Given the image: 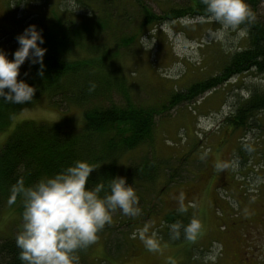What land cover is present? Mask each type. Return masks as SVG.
I'll return each mask as SVG.
<instances>
[{
  "label": "rangeland",
  "instance_id": "rangeland-1",
  "mask_svg": "<svg viewBox=\"0 0 264 264\" xmlns=\"http://www.w3.org/2000/svg\"><path fill=\"white\" fill-rule=\"evenodd\" d=\"M9 1L0 0V48L10 59L19 46L17 34L32 24V19L28 22L25 19L35 14L51 18L61 10L69 17L68 10L82 8L75 0H44L45 3L25 0L23 7L18 5L21 9L15 8L18 17L23 15L20 20L8 7ZM146 1L158 14L172 5L164 0ZM171 1L176 7L185 0ZM118 2L129 7H119L113 16L128 20L130 26L137 28L141 22L137 3L133 0ZM13 3H17L16 0ZM254 16L264 22V0H259ZM117 19L107 20L105 41L110 42V47V36L122 26ZM153 27L136 39V51L119 49V62L113 61V66L118 68L119 65L121 69L132 100L144 106L168 99L175 89H188L196 82L215 76L229 55L248 42L246 36L237 37L236 31H230L225 41H218L210 32L220 26L199 18L169 21L161 27ZM133 34L138 36L140 32ZM143 36L154 42L150 49L142 47ZM113 44L115 47L117 42ZM79 54L76 52L77 57ZM253 86L264 90V75L250 72L237 76L155 118L152 141L125 156L130 158V164L138 163L144 156L165 164L164 168L159 167L155 182L133 187L150 210L151 222L146 218L143 222H148L147 225L141 223L126 229L120 227L122 222L118 225L117 218H112L116 226L97 239L86 262L79 264H264V111L254 114L250 124L244 127H235L228 119L241 104L239 97L246 100ZM81 114L82 110L73 105H65L58 111L47 107L45 101L26 108L13 119L6 132L0 133V147L21 121H64L69 126L80 127ZM218 162H227L229 167L218 171ZM181 192L185 194L187 207L183 216L198 218L202 224L195 240L167 244L156 234L161 251L151 252L138 235L135 239L130 237L145 227L146 235L151 236L165 213L178 211ZM20 225L15 209L7 204L0 211V239L14 236ZM108 237L113 241L105 245Z\"/></svg>",
  "mask_w": 264,
  "mask_h": 264
},
{
  "label": "trees",
  "instance_id": "trees-1",
  "mask_svg": "<svg viewBox=\"0 0 264 264\" xmlns=\"http://www.w3.org/2000/svg\"><path fill=\"white\" fill-rule=\"evenodd\" d=\"M35 1L45 3L44 0ZM75 1L81 3L82 8L68 10L69 17L61 10L58 14L54 12L55 16L51 18L35 14L32 18L25 19L26 22L32 19V24L43 30L45 43L41 46L47 49L44 56V76L37 75L39 65H30L26 60L20 68L18 79H25L36 87L33 100L25 104L0 100V133L11 127L13 119L21 111L43 104L44 101L47 107L58 111L65 105H73L82 110L83 122L80 127L69 126L64 121H21L13 127L0 147V211L9 204L15 209L21 223L23 201L14 193V186L19 182L31 186L41 178L53 176L79 161L93 168L87 187L93 188L98 183L105 185V189L99 194L101 197L108 191L111 178L118 175L126 177L127 183L132 187L140 183L152 184L159 175V167L164 168L165 164L147 156L138 163L130 164V158L125 156L152 141L155 118L159 114L169 112L180 103L200 98L237 76L250 72L264 75V22L254 16L250 23L241 25L247 27V45L232 52L218 74L196 82L188 89H175L174 94L163 101H154L151 105L146 103L148 106L143 103L138 105L132 100L130 88L126 85L119 65L118 68L113 66V61H117L120 53L119 49L136 51V39L147 34L149 27H161L169 21L200 18L204 15L205 6L201 0H185L183 4H176V7L171 0H164L172 5L158 14L146 0H133L139 6L141 17L138 27L134 28L128 20L121 21L113 16L119 7H129L121 5L118 0ZM13 2L15 0H10L8 7L14 11L15 18L21 20L23 15L19 14L18 17V10L15 8L21 9L18 5L23 7L26 1ZM246 2L254 15L259 0ZM110 18L122 22V26L108 40L112 39L111 47L110 42L105 41L107 20ZM137 30L140 32L138 36L133 34ZM114 41L117 42L115 47ZM76 52H80L78 57ZM25 73L28 75L25 76ZM90 81L96 84L92 92L88 90ZM116 96L119 97L118 101L115 100ZM152 101L153 99L150 102ZM239 102L241 104L228 119L233 126L244 127L247 123L250 124L254 114L264 111V90L253 86L247 99L239 97ZM135 192L141 209L138 215H125L119 209L112 212V218H117L118 225L122 222L121 228L130 229L141 223L147 225L148 222H143L146 218L151 222L148 214L150 210L146 209L143 197L136 189ZM183 215L177 210L165 213L151 236L158 234L160 241L165 240L167 244L188 241L184 237L183 228L179 239L170 237L171 223L186 225L192 219ZM115 224L113 221L106 224L98 232V239L103 233L112 231ZM17 233L0 239V264H21L18 258L20 250L15 243ZM124 237L122 235L123 241ZM108 239L110 238L106 239L105 245L113 241L110 239L109 242ZM92 246L93 244L77 251L79 262H86L85 258Z\"/></svg>",
  "mask_w": 264,
  "mask_h": 264
},
{
  "label": "clouds",
  "instance_id": "clouds-1",
  "mask_svg": "<svg viewBox=\"0 0 264 264\" xmlns=\"http://www.w3.org/2000/svg\"><path fill=\"white\" fill-rule=\"evenodd\" d=\"M201 2L205 7L204 15L199 19L220 26L210 32L216 40L225 41L230 31H236L239 38L247 34V27L241 25L250 23L254 15L246 0ZM42 32L35 24L25 27L16 36L19 46L11 59L0 48V100L12 104H25L33 100L36 87L25 79H18V76L26 60L30 65H39L37 75L44 76L47 49L41 46L45 43ZM153 43L149 38L142 37L144 49H150ZM95 88V82L90 81L89 92ZM227 167V162L216 164L218 171ZM92 171L93 168L78 161L53 176L41 178L31 186H25L23 182L14 186V193L23 201L22 223L15 239L21 264H79L77 251L97 241L98 232L112 222V212L119 209L130 216L140 213L135 189L127 183L126 177L118 175L111 178L108 191L101 197L99 194L105 189L103 183L93 188L87 187ZM192 206L195 207L194 204ZM178 211H187L183 192L178 196ZM169 228L172 239H179L183 228L184 237L195 240L202 224L193 217L186 225L173 222ZM146 233L147 227L138 229L132 233V238L138 235L149 251H161L155 234L148 236Z\"/></svg>",
  "mask_w": 264,
  "mask_h": 264
}]
</instances>
